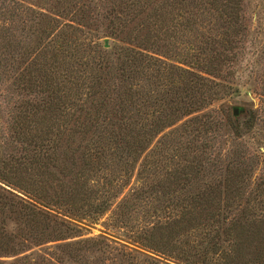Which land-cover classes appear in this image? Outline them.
<instances>
[{
  "label": "rangeland",
  "instance_id": "obj_1",
  "mask_svg": "<svg viewBox=\"0 0 264 264\" xmlns=\"http://www.w3.org/2000/svg\"><path fill=\"white\" fill-rule=\"evenodd\" d=\"M127 1L0 0V185L72 227L0 209V264L260 256L264 0Z\"/></svg>",
  "mask_w": 264,
  "mask_h": 264
},
{
  "label": "trees",
  "instance_id": "obj_2",
  "mask_svg": "<svg viewBox=\"0 0 264 264\" xmlns=\"http://www.w3.org/2000/svg\"><path fill=\"white\" fill-rule=\"evenodd\" d=\"M145 2V1H144ZM238 0H228V5L233 7L238 6L237 5ZM143 2L141 0H133V1H127L125 7L128 9H131V12L135 11L137 8L139 10H143L144 6H142ZM233 7V8H234ZM235 7V8H236ZM123 25V24H122ZM121 25V26H122ZM111 33V32H110ZM112 34V33H111ZM63 50V49H61ZM65 72L63 76L66 77L67 81H69V76H70V71L65 69ZM204 91L202 90H195L193 93L190 94V101L186 103V108H192L194 110L195 108H199L201 101L204 102L205 99H203ZM55 102V99H54ZM227 119V118H226ZM215 124H219V120H214V118L211 119ZM209 120L205 122L206 124H209ZM18 123V122H17ZM158 126V125H157ZM7 208L10 210L12 213H14L17 217L18 214L21 216L25 217V220L29 222V220L34 221L35 219L41 220L45 225H51L52 229L57 232L56 236H62V233H65L69 230L72 229V227L66 223L64 220L61 219H55L52 217H49V215L40 209L39 207L29 204L27 202H24L17 194L11 193L10 191H7L5 188H3L0 185V209H5ZM93 210H102L101 207L94 206ZM247 212L243 213V217L241 220L242 223H235L232 222V224L226 228L227 231H234V235L240 234H257L263 232V237L259 240V246H260V251L258 256L255 261H253L251 264H264V227L263 229H259L262 224L264 225V215H261L258 219L259 225L256 224L255 218L247 217ZM243 218H246L243 220ZM250 221V223H245V221ZM261 223V224H260ZM12 238L6 232L4 231L3 228L0 229V249L2 248H11L13 247L12 244ZM213 244H215V240L212 241ZM227 253V252H226ZM220 261V260H219ZM217 264H235L232 261H224L221 259V263ZM237 264V263H236Z\"/></svg>",
  "mask_w": 264,
  "mask_h": 264
},
{
  "label": "water",
  "instance_id": "obj_3",
  "mask_svg": "<svg viewBox=\"0 0 264 264\" xmlns=\"http://www.w3.org/2000/svg\"><path fill=\"white\" fill-rule=\"evenodd\" d=\"M232 114L234 116H236L238 114V108L237 107L233 108Z\"/></svg>",
  "mask_w": 264,
  "mask_h": 264
}]
</instances>
